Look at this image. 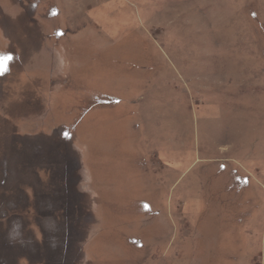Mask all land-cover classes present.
<instances>
[{
  "label": "rangeland",
  "instance_id": "1",
  "mask_svg": "<svg viewBox=\"0 0 264 264\" xmlns=\"http://www.w3.org/2000/svg\"><path fill=\"white\" fill-rule=\"evenodd\" d=\"M3 17L38 45L0 24V264H264V0Z\"/></svg>",
  "mask_w": 264,
  "mask_h": 264
},
{
  "label": "crops",
  "instance_id": "2",
  "mask_svg": "<svg viewBox=\"0 0 264 264\" xmlns=\"http://www.w3.org/2000/svg\"><path fill=\"white\" fill-rule=\"evenodd\" d=\"M18 3V2H17ZM48 12H49V10H48ZM47 16H48V13H47ZM26 17L27 18H30V16L28 15H26ZM48 18H50V19H52V17H48ZM51 21H53V20H51ZM26 22H29L28 20L26 21ZM0 24L4 27V28H6L7 30H9L10 32H9V35H10V37L12 36V34H13V32H14V30H15V27H17V26H20L19 24H22V27H24V29L22 28V30H23V33H24V35L25 36H23V37H25V39H23V37H22V41L24 42V47H26L25 48V50L27 51H30V49L31 50H33V48H34V46L35 45H38V43H37V36H36V33L35 34H33V30H32V28H29V27H27V26H29V23H25L24 21H17V19H15V21H14V19H8V18H6V17H3V18H1V20H0ZM32 24V23H31ZM34 24H37V23H34ZM38 34V33H37ZM41 38L43 39V36L41 35ZM22 43V42H21ZM23 44V43H22ZM27 55H28V53H27ZM41 58V57H40ZM36 59V58H34V60H32V62L34 63V64H32L31 63V60H29V64H27L26 63V65H28L29 67H31V66H33V65H36V63H38V62H41V63H43V61L46 63V65H47V69L49 70V72L51 73V74H53V72L55 71V64H54V61H53V59H51L50 57L48 58V59H46V57L44 56V57H42L41 59ZM20 63H21V66H23L24 64H25V60H21L20 62H19V65H20ZM45 64H44V66H46ZM38 182V181H37ZM39 183V182H38ZM44 185H46V183H44ZM42 186H43V183H42ZM45 187V186H44Z\"/></svg>",
  "mask_w": 264,
  "mask_h": 264
},
{
  "label": "water",
  "instance_id": "3",
  "mask_svg": "<svg viewBox=\"0 0 264 264\" xmlns=\"http://www.w3.org/2000/svg\"><path fill=\"white\" fill-rule=\"evenodd\" d=\"M13 231V229L10 231V232H8V236H7V239H8V241H9V243L11 244V245H13L14 244V241H15V239H16V232H13V233H11ZM2 233H3V231H1V229H0V236H2ZM4 234V233H3ZM18 238V237H17ZM5 244V243H4ZM8 244V242L5 244V245H7ZM15 245V244H14ZM29 250H30V248H29ZM29 250H28V248H27V250H23V249H21V253L22 254H31L30 252H31V250H30V252H29ZM0 262H1V256H0Z\"/></svg>",
  "mask_w": 264,
  "mask_h": 264
},
{
  "label": "flooded vegetation",
  "instance_id": "4",
  "mask_svg": "<svg viewBox=\"0 0 264 264\" xmlns=\"http://www.w3.org/2000/svg\"><path fill=\"white\" fill-rule=\"evenodd\" d=\"M69 168H70V167H69ZM73 169H74V168H73ZM76 170H77V169H76V167H75V171H76ZM49 177H50V175H49ZM69 181H70V180H69ZM20 182L23 184L24 181L22 180V181H20ZM26 183H27V182H26ZM27 184H28V183H27ZM32 189H33V188H32ZM67 203H68V202H67ZM67 203L65 202L64 205H67Z\"/></svg>",
  "mask_w": 264,
  "mask_h": 264
}]
</instances>
